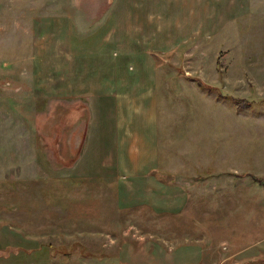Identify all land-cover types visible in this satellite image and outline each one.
I'll return each instance as SVG.
<instances>
[{"label": "rangeland", "instance_id": "rangeland-1", "mask_svg": "<svg viewBox=\"0 0 264 264\" xmlns=\"http://www.w3.org/2000/svg\"><path fill=\"white\" fill-rule=\"evenodd\" d=\"M149 89L158 160L127 179L108 162L106 113ZM196 143H209L210 170L192 189ZM254 260L264 264V0H0V264Z\"/></svg>", "mask_w": 264, "mask_h": 264}, {"label": "crops", "instance_id": "crops-1", "mask_svg": "<svg viewBox=\"0 0 264 264\" xmlns=\"http://www.w3.org/2000/svg\"><path fill=\"white\" fill-rule=\"evenodd\" d=\"M160 32V31H159ZM203 84V83H202ZM66 86L63 90L66 91ZM62 90V89H61ZM199 90V89H198ZM201 91V90H200ZM149 99H145L141 95L136 97L131 91L125 94V98L120 97L119 106L117 98L113 100L114 109L111 112H107L106 116H110V119L114 120V137L116 140L109 147V153L107 154L108 162L113 165L114 169L119 173L127 175V179H139L138 174L148 172L149 167H155L158 160V151L156 149V133L157 132V120L155 114V97L152 95L151 90L147 91ZM146 100V101H145ZM74 133H77V128L74 129ZM112 132V130H111ZM72 143H66V145ZM194 144L186 143L188 153L191 154L188 159H194ZM197 149L200 150L201 161H196V165H200L199 169L195 170L192 165L190 170H187L186 179L190 182L186 187L195 188V179L198 173L203 174L205 171L210 170L207 155L209 154V143H196ZM191 149V151H189ZM204 166V168H202ZM173 170L168 167H164L163 170L159 169L160 173H171ZM213 172V170H211ZM150 172V171H149ZM197 172V174H196ZM155 174V172H152ZM144 179H155V177L146 176ZM142 178V179H143ZM170 186H167L169 190L172 189L173 184L169 182ZM176 185V184H175ZM179 186L178 189L179 190Z\"/></svg>", "mask_w": 264, "mask_h": 264}, {"label": "trees", "instance_id": "trees-1", "mask_svg": "<svg viewBox=\"0 0 264 264\" xmlns=\"http://www.w3.org/2000/svg\"><path fill=\"white\" fill-rule=\"evenodd\" d=\"M195 85H196V87L199 89V90H201V91H203V92H205V93H214L215 94V97H221V98H223V99H225V100H228V101H233L234 103H243L242 101H244V102H246V103H244V104H249L250 105V102L248 101V100H244V99H238V98H234V97H232V96H230V95H226V94H222V92L218 89V88H216V87H211V86H208V85H205V84H202V83H200L199 81H195ZM248 106V105H247ZM55 252H59L58 251V249H56L55 250ZM59 253H61V254H64V252H59ZM261 261H263L264 262V260H261ZM253 263L255 262H257V260H254V261H252ZM254 263V264H255Z\"/></svg>", "mask_w": 264, "mask_h": 264}]
</instances>
